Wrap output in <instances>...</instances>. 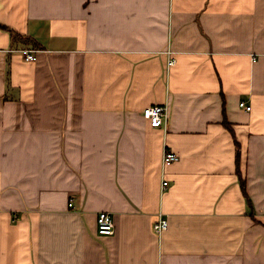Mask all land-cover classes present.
Returning <instances> with one entry per match:
<instances>
[{
	"label": "crops",
	"instance_id": "1",
	"mask_svg": "<svg viewBox=\"0 0 264 264\" xmlns=\"http://www.w3.org/2000/svg\"><path fill=\"white\" fill-rule=\"evenodd\" d=\"M0 26V264H264V0H0Z\"/></svg>",
	"mask_w": 264,
	"mask_h": 264
},
{
	"label": "built area",
	"instance_id": "2",
	"mask_svg": "<svg viewBox=\"0 0 264 264\" xmlns=\"http://www.w3.org/2000/svg\"><path fill=\"white\" fill-rule=\"evenodd\" d=\"M20 55L23 58V60L27 63L35 62L36 58L34 55V52H31L29 50H21ZM174 61L170 60L168 62V67L173 66ZM241 108H244L246 111H250L249 107H246L244 103H240L239 105ZM142 117L149 121V124L152 128H163L165 130L166 128V120L168 117V109L167 106H154L149 107L143 110ZM179 162V157L168 150H164L162 154V168L165 169L166 167L176 164ZM168 187V183L166 180L162 179L161 182V189L166 190ZM69 207L72 206L70 203L68 205ZM114 219L112 218V215L107 212H100L97 214L96 218V224H97V232L100 236H112L115 234V225H114ZM168 222L165 218H163L161 215L158 217L157 221L153 223L152 229L153 232L158 235L159 237L162 235L164 231L168 228Z\"/></svg>",
	"mask_w": 264,
	"mask_h": 264
},
{
	"label": "trees",
	"instance_id": "3",
	"mask_svg": "<svg viewBox=\"0 0 264 264\" xmlns=\"http://www.w3.org/2000/svg\"><path fill=\"white\" fill-rule=\"evenodd\" d=\"M3 30L7 31L8 28L6 27H2L0 26ZM9 31V30H8ZM226 128L229 129V126L226 125ZM229 131L231 132V135L234 139V135L231 131V129H229ZM234 142H235V145H236V149H237V153H236V174H237V177H238V184H239V187H240V191H241V194L243 195V198L246 200V203L247 205L250 207V201L248 199V195H247V192H246V182H245V179L244 177L242 176V174L240 173V169L239 167H241L239 164H240V154H239V146L238 144L236 143L235 139H234Z\"/></svg>",
	"mask_w": 264,
	"mask_h": 264
}]
</instances>
